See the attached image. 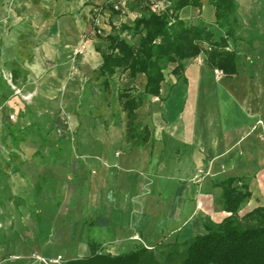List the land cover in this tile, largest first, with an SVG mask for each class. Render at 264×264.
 Segmentation results:
<instances>
[{"label": "crops", "instance_id": "1", "mask_svg": "<svg viewBox=\"0 0 264 264\" xmlns=\"http://www.w3.org/2000/svg\"><path fill=\"white\" fill-rule=\"evenodd\" d=\"M8 1L0 0V133L10 141L7 125L16 126L9 119L16 114L23 120L17 127L31 133L35 128L33 143L41 142L36 122H31L33 110L50 115L54 127L48 156L37 154L28 135L17 152L25 165L37 162L38 178L51 180L43 185V193L59 204L51 221L65 222L66 228H53L45 237L44 256L63 252L67 263L89 256V241L120 255L205 235V219L220 224L231 215L217 205L220 191L212 185L228 177L246 178L249 202L257 204L253 209L264 206V73L227 77L209 67L204 55L184 61L187 83L180 79L162 105L151 104L159 98L150 97L137 111L151 139L145 147H134L126 140L125 113L119 116L113 107L118 104L119 72L106 103L101 86L96 96L88 83L103 63L97 49H107L106 36L116 24V16L102 9L107 0ZM193 10L199 9H183L181 19L187 21ZM199 12L207 26L215 23L214 7L207 0ZM94 14H99L95 30ZM100 18L105 30L99 38L107 46L80 42L87 33L102 35ZM27 30L34 42L19 44ZM140 40L134 42L139 45ZM15 64L20 71L13 83ZM138 76L144 77L145 86V76ZM125 77L135 80L128 73ZM25 94L30 96L27 101ZM92 99L100 102L92 107ZM27 107L31 113L21 115ZM29 182L23 174L19 186Z\"/></svg>", "mask_w": 264, "mask_h": 264}, {"label": "trees", "instance_id": "2", "mask_svg": "<svg viewBox=\"0 0 264 264\" xmlns=\"http://www.w3.org/2000/svg\"><path fill=\"white\" fill-rule=\"evenodd\" d=\"M202 1L170 0L167 7L157 10L151 0H127L125 12L116 8L111 0H107L102 8L109 9L112 16L122 17L127 13L135 15L130 23L111 24L112 31L106 36L109 43L107 49H97L103 63L92 75V79L99 82L104 92L103 103L108 102L112 96V81L117 72L128 73L131 79H136L138 75L145 76L143 91L132 87L119 90L118 93V105L126 117V140L134 147L142 148L150 142L151 132L139 122L137 111L149 97L163 100L162 89L167 81V71L187 83L184 61L204 55L209 67L227 77L241 72L239 52L230 48L229 41H237V1L207 0L215 10V26L223 33L218 40L203 20L191 24L180 17V12L187 7L200 10ZM98 15L93 16V30L96 28ZM23 37L24 35L20 39ZM137 37H141L139 45L134 43ZM14 68L13 83L18 79L20 71L18 65L15 64ZM27 113H31L28 107L21 115ZM45 118L50 123L47 129L50 134L54 130L53 122L49 116ZM35 125L37 136L43 143H48V138L44 136L46 128L38 123ZM7 131L12 149L8 162V168H11L20 159L17 152L30 131L9 125ZM37 154H40L39 151ZM18 171L19 167L13 168L14 173ZM50 181L39 177L34 187L37 195L43 192V185L51 183ZM212 185L220 191L217 205L231 215L220 224L205 219V235L177 244L178 249L172 247L168 252L161 251L163 260L157 259V253L166 245V241L157 250L139 247L120 255L104 253L100 244L89 241L90 255L69 260L66 264H264V206L240 216L252 197L247 179L228 177L216 180ZM58 206L56 204L55 208ZM37 220L40 227L39 238L44 242L42 220L39 217Z\"/></svg>", "mask_w": 264, "mask_h": 264}, {"label": "rangeland", "instance_id": "3", "mask_svg": "<svg viewBox=\"0 0 264 264\" xmlns=\"http://www.w3.org/2000/svg\"><path fill=\"white\" fill-rule=\"evenodd\" d=\"M126 1L127 0H113L112 4L118 9H121L125 12L126 10ZM170 0H151L152 4L158 9L164 8L168 5ZM12 1L7 3L10 5ZM106 14L110 13L107 11ZM202 13L199 10H193L191 18H187V21L190 23L191 19L195 20L193 23L198 21L201 18ZM135 18L133 13H127L122 17L116 16L114 21L116 25H119L121 22L130 23ZM99 23L101 33L93 35L91 33L84 34L81 37L80 42H89L94 40L98 41L96 44L98 47H106L107 43L101 42L102 39L99 36L103 37L104 27L103 19ZM238 26H237V41L234 43L233 40L230 41V48L236 49L239 52L240 57V70L241 72H248L251 74L264 73V0H238V12H237ZM192 23V24H193ZM212 23L210 26L211 31L215 34V39H219V34H222ZM99 30V29H98ZM23 39H19V44L34 42V35L30 31H25L23 34ZM93 42V41H92ZM138 45V42H134ZM27 58L31 55V51H24ZM79 57L74 55V63L78 64ZM126 73L119 72V90L127 88L128 86H134L139 91L144 89V77L137 76L135 80L128 81L125 77ZM167 81L163 84L162 96L163 100L160 102L159 99H154L151 104H160L165 101V98L168 96L170 90L181 81L175 77H172L170 71L166 72ZM176 82V83H175ZM94 87V90L90 89L92 95H99V83L90 79L88 81ZM113 91L117 89V85H113ZM113 96V95H112ZM24 100L29 99V94H25ZM96 98V97H95ZM98 98V97H97ZM150 99V97L148 98ZM111 100V97L109 98ZM147 100V99H146ZM145 100V101H146ZM151 100V99H150ZM144 101V102H145ZM100 99H92L90 104H98ZM114 109H118L119 116H121L120 106L115 103ZM103 107H97L96 110H99ZM95 110V112H96ZM106 110V108L104 109ZM97 113V112H96ZM96 113L93 114L96 116ZM9 115V113H8ZM45 115L40 114L36 110L31 113V122H36L40 126L46 128L44 131V136L49 138L47 129L50 127V123H47ZM53 115V114H52ZM50 116V115H47ZM44 117V118H43ZM4 118L0 117V131ZM13 125H19L23 122L22 117L18 116L16 120L11 121ZM4 123V122H3ZM36 130L33 128L32 133L29 132L28 140L30 143H33L35 140ZM5 135L0 133V264H66L67 257L64 256V253L58 254L56 257H46L43 255V242L36 239L37 231L39 233L40 227L38 224L37 218L39 217L42 220V229L44 230V238L51 234L52 229H63L66 228L64 225L65 222L60 224L53 225L51 221L52 214L55 213V204L58 200L56 198H51L50 193H40L37 195L34 189V183L39 181L37 174L39 169L36 167V163L25 165L23 160L19 159L16 163L12 165L11 168H8V162L10 159V153L12 149L10 148V141H4ZM39 139V138H38ZM34 144V143H33ZM35 145V144H34ZM54 147V144L52 145ZM34 148L42 154V157L48 156L51 153L49 148L51 144L38 142ZM58 147H54V150H57ZM19 152V151H18ZM41 157V158H42ZM19 167V171L14 173L13 168ZM29 175L30 182L26 187H20V177L22 175ZM257 204H251L248 202L244 209L240 212V215L243 216L247 211L253 209ZM36 222L38 224V229L36 227ZM180 244L174 240L166 241V245L158 250L157 259L163 260L160 255V252H168L172 250V247H177L176 245ZM182 244V243H181ZM179 247H177L178 249ZM104 253H110L103 250ZM111 254V253H110Z\"/></svg>", "mask_w": 264, "mask_h": 264}, {"label": "built area", "instance_id": "4", "mask_svg": "<svg viewBox=\"0 0 264 264\" xmlns=\"http://www.w3.org/2000/svg\"><path fill=\"white\" fill-rule=\"evenodd\" d=\"M168 5H169V3H168ZM168 5H167V6H168ZM167 6H166V7H167ZM154 8L157 9V10H161V9H163V8L158 9L157 6H156V7L154 6ZM164 8H165V7H164ZM9 82L11 83V86H13V85H12V76L9 77ZM29 97H30V96H29ZM16 118H17V115H16V114H11L10 117H9V119H10L11 121L16 120ZM259 125H262V122H259Z\"/></svg>", "mask_w": 264, "mask_h": 264}]
</instances>
